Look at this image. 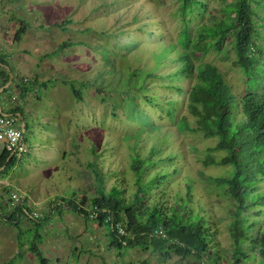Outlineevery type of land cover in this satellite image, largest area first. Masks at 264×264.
<instances>
[{"label":"rangeland","instance_id":"obj_1","mask_svg":"<svg viewBox=\"0 0 264 264\" xmlns=\"http://www.w3.org/2000/svg\"><path fill=\"white\" fill-rule=\"evenodd\" d=\"M223 2L208 0L210 10L202 19L222 16ZM24 5L25 18L34 22L38 16L43 23L38 27L43 31L38 35L41 51L39 40L30 39L37 34L33 29L29 39L15 43L12 49L26 47L27 55L38 67L21 68L20 73L30 79L31 71L36 69L39 83L31 85L28 110L24 112L27 150L13 167L0 172L3 213L13 209L10 194L18 189L29 195L25 203L33 216H51L40 230L43 240L39 246L47 264H197L194 258H181L175 253L165 258L150 248L117 250L109 246L105 226L78 215L57 198L90 200L96 194L92 168L103 175L105 191L116 185L125 190L124 197L131 198L138 176L132 164L138 154L144 159L142 167H147L141 173L142 181L157 172L166 173L152 185L144 200L152 203L161 194L168 204L183 199L187 202V185H192L188 209H210L214 217L216 247L210 251L207 263L233 264L234 242L228 224L235 206L226 185L217 181L229 175L231 166L204 163L218 138L205 137L196 129V119L186 105L177 118L163 111L173 107L170 100L180 98L170 83L188 89L193 82L188 78L170 81L164 76L179 65L175 60L180 50L175 43L183 26L179 0H24ZM257 12L264 18V8ZM202 19L190 20L193 36ZM256 22L264 33L262 19ZM62 41L70 45L58 48ZM258 43L263 45L264 39ZM199 61L216 64L235 95L241 96L245 82L234 64L231 35L225 37L220 52L210 49L195 62ZM132 72L135 75L129 80ZM11 89L3 92V100L11 101ZM240 118L236 114V119ZM209 153L217 160L224 154L217 150ZM147 189V185L141 187L143 193ZM259 190H264L263 182ZM74 192L76 195H72ZM85 206L89 207L88 203ZM248 212L250 221L257 218L252 208ZM0 223L5 224L2 218ZM23 226L32 223L23 217ZM262 226L264 215L251 234ZM8 231L9 243L0 244V264L18 250L16 229L9 224ZM242 247L248 253L245 263L261 264L254 257L257 249L251 248L248 241ZM22 255L18 264H39L26 248Z\"/></svg>","mask_w":264,"mask_h":264},{"label":"trees","instance_id":"obj_2","mask_svg":"<svg viewBox=\"0 0 264 264\" xmlns=\"http://www.w3.org/2000/svg\"><path fill=\"white\" fill-rule=\"evenodd\" d=\"M223 1L220 8L222 16L206 21L202 18L210 10L208 0H179V12L183 19V26L175 43L180 47L175 59L179 65L174 72L164 76L170 81L188 78L193 79V82L188 89L180 84L170 83L180 94V98L178 101L170 100L173 107L163 111L168 117L177 118L184 104L196 119V129L205 137L218 138L209 152L217 150L224 154L217 160L208 152L204 163L231 166L229 175L217 181L226 185V191L234 202L232 207L235 206L228 224L229 234L234 242L233 264H249L243 261L248 254L242 247V243L246 241L251 248L257 249L256 255L259 257L255 254L254 257L264 264V226L257 229L255 235L251 234V230L259 225V218L264 215V190H259L260 183H264V44L258 43V40L264 39V33L256 22V19H262L261 26L264 28V18H260L257 12L264 8V0ZM194 17L202 20L197 24L193 36L190 20ZM25 29V25L18 28V37ZM227 35H231V46L235 52L234 64L244 76L245 87L240 97L235 95L216 64L208 61L195 62L210 49L220 52ZM69 45L70 42L62 41L57 47L63 49ZM0 63L9 65L1 55ZM134 75L135 72H132L129 80ZM0 76L7 80L9 73L0 67ZM23 78H19L18 82L22 91L37 83L36 78H27L25 81ZM140 89L144 91L142 86ZM7 90L8 88L0 93ZM236 114H240L241 118L237 120ZM182 118L185 120L184 116ZM185 124L188 128L187 121ZM9 154L8 151L0 154V167L4 165V170L16 163V156L9 157ZM135 157L132 168L137 171L138 176L136 190L131 198L124 197L125 190L116 185L105 191V179L98 174L100 170L96 168L91 169L95 175L96 194L90 200L82 198L78 201L74 197L68 198L69 196L57 198L78 215L94 219L99 225L105 226L110 235L109 246L117 250L150 248L165 258L175 253L181 258H194L197 264H208L206 260L212 256L210 251L216 247V228L214 217L211 216L213 212L201 207L197 210L188 209L192 185H187V193H190L186 194L187 202L183 199L177 200L175 204H168L167 201H162L167 199L161 194H158L154 202H146L145 195L166 173L160 171L149 180L142 181L141 173L147 167H142L144 159L140 155ZM146 185L148 189L143 193L141 187ZM87 203L89 207L85 206ZM12 207L8 214H4L0 208V214L5 223L16 229L18 250L2 264H18L24 248L36 257L39 264H47L48 260L39 246L43 240L40 230L44 221L48 222L51 216L36 218L25 201ZM250 208L253 209L252 214L257 216L251 221L248 212ZM23 217L29 219L32 226L24 227ZM120 227L124 229L123 232ZM141 264L146 262L142 261Z\"/></svg>","mask_w":264,"mask_h":264},{"label":"crops","instance_id":"obj_3","mask_svg":"<svg viewBox=\"0 0 264 264\" xmlns=\"http://www.w3.org/2000/svg\"><path fill=\"white\" fill-rule=\"evenodd\" d=\"M25 10L26 9L24 5V0H15V1L0 0V55L3 56L4 60L8 62L9 64V65L5 64V65H7L8 68L10 66V68L7 69L4 65H1V64H0V67H3L5 70L8 71L9 77H10V72L13 74V79L11 81V84L9 85V87L12 88L10 93L11 95H15L17 97L16 101H10V102L5 101L0 97V108L6 114H14L17 117L20 126L22 127V123L24 122L25 123L24 128L25 127L27 128V123L24 118V112L28 110L27 101L30 98L31 86H29L25 91H22L19 88L20 86L18 84V82L20 81L19 77L21 76L25 77V75H22L20 73V70L21 68H27L29 66L31 67V65L32 66L37 65L38 67V63H36L35 61H31L32 58L29 57L26 53L27 52L26 47H23V46L18 47L17 51H14V49L12 48L15 43L20 44L24 39H29V35L31 34L30 30L32 29H33V33L37 32V34L34 33L33 37H31L30 39L33 38V40H37V41L39 40L37 47L39 46V44L41 45L40 43L41 39H39V36L41 33H43V31H41V28L39 29L38 27H41L43 23L38 19V16L35 17L34 22L25 18L24 17ZM22 25H25L26 29L24 33L18 37L17 31H18V28H20ZM39 50L41 51L40 46L38 47V52H40ZM10 52H12L11 53V56H12L11 58H13L12 60L9 59ZM37 55H40V54L38 53ZM37 75H38L37 70L33 69V71H31V74H30V76H33V77L30 79L36 78L37 80L36 82L39 83ZM8 81H9V78L5 80V77L0 76V87L5 85ZM37 83L33 84V86L36 85ZM33 97L34 96H32V98ZM3 168H4V165L0 167V172H2ZM3 228L6 231L5 234H4ZM8 229H9L8 223H5L3 225L0 223V244L1 245H3L5 241H8L7 243H9L8 235H7L9 233ZM6 235H7V239H6ZM5 261H2V263H4Z\"/></svg>","mask_w":264,"mask_h":264},{"label":"built area","instance_id":"obj_4","mask_svg":"<svg viewBox=\"0 0 264 264\" xmlns=\"http://www.w3.org/2000/svg\"><path fill=\"white\" fill-rule=\"evenodd\" d=\"M27 78H23L25 81ZM0 97L5 99L3 93H0ZM11 101H16L17 97L11 95ZM0 149L1 152L8 151L16 156V159L27 150V147L23 139V129L19 124L17 117L14 114H1L0 113ZM29 198V195L22 190L16 189L10 194L11 205L22 203L25 199ZM121 232L124 231L120 227Z\"/></svg>","mask_w":264,"mask_h":264},{"label":"water","instance_id":"obj_5","mask_svg":"<svg viewBox=\"0 0 264 264\" xmlns=\"http://www.w3.org/2000/svg\"><path fill=\"white\" fill-rule=\"evenodd\" d=\"M0 64H1V65H4L7 69H9L7 65L2 64V63H0ZM12 79H13V74L10 72L9 81H8L5 85H3L2 87H0V92L4 91L6 88L9 87V85L11 84ZM0 113H1V114H6L5 112H3V111L1 110V108H0ZM24 124H25V123L23 122V123H22V129H23V131L25 130V129H24ZM12 155H13V153H10V154H9V157H11Z\"/></svg>","mask_w":264,"mask_h":264}]
</instances>
